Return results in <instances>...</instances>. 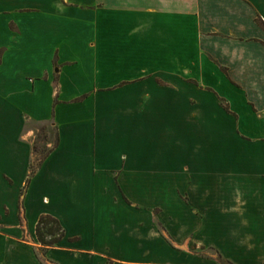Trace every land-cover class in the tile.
Segmentation results:
<instances>
[{
	"label": "crops",
	"instance_id": "0c3cea01",
	"mask_svg": "<svg viewBox=\"0 0 264 264\" xmlns=\"http://www.w3.org/2000/svg\"><path fill=\"white\" fill-rule=\"evenodd\" d=\"M0 51V264H264V0H0Z\"/></svg>",
	"mask_w": 264,
	"mask_h": 264
},
{
	"label": "trees",
	"instance_id": "16d2710c",
	"mask_svg": "<svg viewBox=\"0 0 264 264\" xmlns=\"http://www.w3.org/2000/svg\"><path fill=\"white\" fill-rule=\"evenodd\" d=\"M2 51H0L1 58ZM223 71L227 72V69L222 68ZM84 99L82 97L79 100ZM226 109H229L227 105H225ZM59 145V139H57L54 148ZM35 150H37V146H35ZM53 148H51L47 153L43 155V158L39 160L37 164H34L31 168V172L29 175L28 183L30 182L32 176L35 174L37 168L41 165V163L47 158V156L52 152ZM66 232L65 229L59 219L52 215H42L37 224V237L40 242L39 253L43 256L47 254L49 250L57 247L61 241L65 238ZM228 264H232L228 262Z\"/></svg>",
	"mask_w": 264,
	"mask_h": 264
},
{
	"label": "rangeland",
	"instance_id": "374dc122",
	"mask_svg": "<svg viewBox=\"0 0 264 264\" xmlns=\"http://www.w3.org/2000/svg\"><path fill=\"white\" fill-rule=\"evenodd\" d=\"M39 133L36 135V138H35V146H37V153H38V157H37V160H36V163L37 164L39 162L40 159L43 158V155L45 153H47L51 147L47 146V143L46 141H49V136L50 134L54 135V129L51 125H43V126H39ZM52 145H55V144H52ZM51 146V145H50ZM22 213V212H21ZM28 239V238H27ZM24 240H26L25 236H24ZM29 240V239H28ZM200 252H202V254L204 256H213V258H215L219 264H227L226 261L222 260L220 261V258L212 251L208 250V249H204L203 251L200 250Z\"/></svg>",
	"mask_w": 264,
	"mask_h": 264
}]
</instances>
